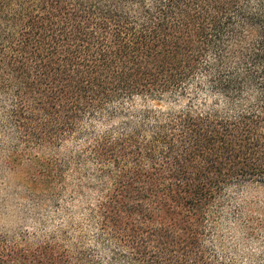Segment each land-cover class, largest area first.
Masks as SVG:
<instances>
[{"label":"trees","instance_id":"obj_1","mask_svg":"<svg viewBox=\"0 0 264 264\" xmlns=\"http://www.w3.org/2000/svg\"><path fill=\"white\" fill-rule=\"evenodd\" d=\"M0 168V264H264V0H0Z\"/></svg>","mask_w":264,"mask_h":264},{"label":"rangeland","instance_id":"obj_2","mask_svg":"<svg viewBox=\"0 0 264 264\" xmlns=\"http://www.w3.org/2000/svg\"><path fill=\"white\" fill-rule=\"evenodd\" d=\"M25 169L9 170L0 168V232L13 233L21 228H33L34 221L30 215L22 210L27 201L25 193L26 181L23 175ZM234 194L238 202L247 204V208L253 214V202L264 208V188L247 185L240 188ZM226 250L230 249V241H227ZM238 261L246 262V255L253 252V242L237 249Z\"/></svg>","mask_w":264,"mask_h":264}]
</instances>
